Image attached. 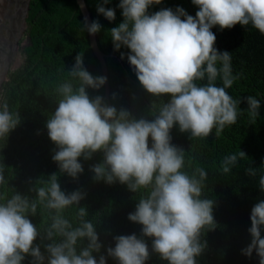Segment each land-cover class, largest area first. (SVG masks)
Here are the masks:
<instances>
[{"label": "clouds", "instance_id": "clouds-1", "mask_svg": "<svg viewBox=\"0 0 264 264\" xmlns=\"http://www.w3.org/2000/svg\"><path fill=\"white\" fill-rule=\"evenodd\" d=\"M110 2L101 0L97 12L111 22L116 19L115 9L103 6ZM161 2L119 0L123 21L108 30L114 50L122 46L129 50L127 61L143 89L153 97H170L153 118H136L127 109L107 104L103 96L91 97L88 89L98 91L107 78L94 77L79 53L67 70L71 79L56 86L60 99L46 121L48 136L56 145L52 159L60 174L76 179L84 171L80 158L90 160L100 152L102 161L90 167L95 180L118 181L133 193L147 190L127 217L142 226L140 237L115 236V246L106 249L107 257L118 264H146L152 254L167 264H197V257L205 252L202 233L217 226L215 201L203 195L207 172L199 166L191 174L184 171L185 151L172 143L171 130L178 126L190 139H202L214 129L219 136L236 123L241 98L234 99L226 91L236 78L231 76V54L215 47L212 29L250 25L264 35V0H191L198 9L195 16L182 7L149 12ZM100 29L98 21L89 23L85 17L83 31L95 35ZM218 62L222 67H217ZM221 73L223 86H218L215 81ZM205 79L207 83H197ZM246 102L249 115L259 117L260 100L248 96ZM154 108L153 102L150 109ZM20 123L19 112L9 111L7 103L0 105V138H7ZM245 157L242 150L226 155L220 162L222 172L229 173ZM4 168L0 162V184L7 183ZM246 172L256 176L254 167ZM258 187L264 193V175ZM32 191L35 198L18 191L0 196V264H24L27 257H31L29 264H107L105 255L98 259L94 255L103 245L96 224L85 219L87 208L79 206L85 193L63 191L57 173L46 181L37 180ZM40 206L51 221L43 235L30 218ZM72 206L78 209L75 227L63 215ZM250 221L251 240L242 254L250 258L255 252L259 264H264V199L251 208ZM144 237L151 238V250ZM38 240L49 242L42 247ZM80 242L83 246L78 247Z\"/></svg>", "mask_w": 264, "mask_h": 264}, {"label": "trees", "instance_id": "trees-1", "mask_svg": "<svg viewBox=\"0 0 264 264\" xmlns=\"http://www.w3.org/2000/svg\"><path fill=\"white\" fill-rule=\"evenodd\" d=\"M100 2L84 0L91 22L98 21L101 25L100 31L94 35L97 47L104 54H110L104 57L109 105L118 110L127 109L136 118L151 120L160 104L170 97L157 98L147 93L127 61L129 50L123 46L118 51L114 50L108 30L123 21L119 0H111L103 5L115 9L116 19L111 22L97 12ZM177 7L184 8L193 16L198 10L191 0H162L160 4H153L149 12L162 8L175 10ZM82 25V17L77 5L74 6V0H28L24 30L17 49L19 63L7 70L0 84V105L7 103L9 111L19 112L21 117V123L8 137L0 138V162L5 165L7 182L0 184V196L10 197L18 191L35 198L36 192L32 189L36 181H46L51 174L57 173L63 191L71 193L80 190L86 194L79 206L87 208L89 215L85 219L96 224L103 245L99 254L94 253L98 259L99 255L107 257L106 249L115 246L113 237L133 233L140 237L142 226L129 221L127 217L134 212L139 198L147 195V190L133 193L127 185L118 181L108 184L95 180L90 167L102 161L103 154L100 152L90 160L80 158L84 171L76 179L66 173L60 174L57 163L52 159L56 145L48 136L46 121L60 99L55 91L56 86L71 79L67 70L75 63L79 53L84 54L85 68L94 77L100 76ZM212 31L216 35L215 47L231 54V76L236 78L226 91L234 99L241 98L237 121L226 126L219 136L214 129L211 135L202 139H190L189 133H181L178 126H174L171 130L172 143L185 151L184 171L191 174L199 166L207 172L203 195L215 201L213 214L217 226L202 233L201 240L207 242V248L197 257V264H259L255 252L249 258L242 254V249L251 240L248 232L251 208L258 200L264 199V193L258 187L259 177L264 175V168L261 167L264 165V35L250 25H236L224 30L214 27ZM121 53H125L124 59H121ZM217 67H222V63L218 62ZM222 76L223 73L215 81L218 86H223ZM197 83L204 84L207 80ZM88 92L91 97L102 96V88L98 91L88 89ZM248 96L260 100L259 117L255 119L247 111ZM153 102L155 108L150 109ZM239 150L245 152L247 157L238 159L229 173H223L220 167L222 159ZM249 167L256 168V176L247 174ZM77 211V207L72 206L63 212L74 227L79 224ZM47 217L48 212L42 206L38 207L36 216L30 217L42 235L51 222ZM144 239L151 250V238ZM48 242L37 241L42 247ZM80 246H83V242L78 243ZM30 261L31 257H27L24 264ZM107 264L118 262L107 257ZM146 264L167 262L152 254Z\"/></svg>", "mask_w": 264, "mask_h": 264}, {"label": "water", "instance_id": "water-1", "mask_svg": "<svg viewBox=\"0 0 264 264\" xmlns=\"http://www.w3.org/2000/svg\"><path fill=\"white\" fill-rule=\"evenodd\" d=\"M27 3L28 0H0V84L4 79L7 70L11 67L13 57L16 53L18 40L21 38L23 33ZM75 4L79 9L82 21L84 22L85 17H87L88 22L91 23L84 0H74V6ZM85 32L88 47H90V50L96 60L100 76H105L107 78L104 57L110 54H104L100 51L97 47L94 35H90L86 30ZM102 96L104 97L106 103L109 104L107 79L105 85L102 87Z\"/></svg>", "mask_w": 264, "mask_h": 264}, {"label": "rangeland", "instance_id": "rangeland-1", "mask_svg": "<svg viewBox=\"0 0 264 264\" xmlns=\"http://www.w3.org/2000/svg\"><path fill=\"white\" fill-rule=\"evenodd\" d=\"M21 38H22V35H21ZM21 38L18 40L17 48H16V53H15V56L13 57V61L11 63L10 69L13 68V67H15V66H17V64L19 63V58H18V55H17V49H18V46H19V42H21Z\"/></svg>", "mask_w": 264, "mask_h": 264}]
</instances>
